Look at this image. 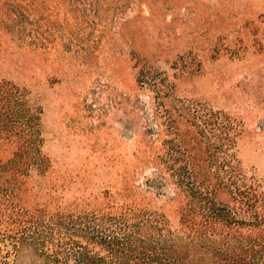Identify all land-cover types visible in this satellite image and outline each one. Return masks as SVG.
I'll return each instance as SVG.
<instances>
[{
	"label": "trees",
	"instance_id": "1",
	"mask_svg": "<svg viewBox=\"0 0 264 264\" xmlns=\"http://www.w3.org/2000/svg\"><path fill=\"white\" fill-rule=\"evenodd\" d=\"M140 1L149 10L144 19L159 27L158 40L147 46L150 60L135 61V84H149L163 109L153 111L154 120L146 109L156 128L144 133L132 164L134 173L147 164L153 170L142 183L93 190L51 180L42 107L30 88L10 77L32 78L36 46L19 43L31 21L18 2L0 0L1 264H264V180L237 154L241 123L223 110L205 112L198 99L175 96L186 61L169 84L150 75L163 55L183 60L197 38L206 51L219 53L225 44L214 39L222 38L229 12L222 4ZM183 24L190 42L181 47L176 29ZM153 191L163 194L167 211L152 204Z\"/></svg>",
	"mask_w": 264,
	"mask_h": 264
},
{
	"label": "rangeland",
	"instance_id": "2",
	"mask_svg": "<svg viewBox=\"0 0 264 264\" xmlns=\"http://www.w3.org/2000/svg\"><path fill=\"white\" fill-rule=\"evenodd\" d=\"M11 1L31 21V30L19 43H33L36 51L32 78L10 77L30 88L42 107L43 150L52 160L51 180L84 183L93 190L109 183H142L153 165L134 173L132 155L144 133L156 128L153 111L163 109L153 102L149 84H135L140 75L136 59L150 60L147 46L158 40V22L144 19L147 5L140 0ZM187 2V7L197 3L226 8L222 38L214 39L225 46L215 53L204 49L202 39L187 42L183 60L167 61L163 55L155 62L152 80L169 84L186 61L189 68L178 80L181 90L175 96L198 99L205 112L223 110L239 121L237 154L264 180V0ZM185 27L176 29L182 33L181 47L190 40L183 35ZM149 199L161 209L166 202L161 192L149 193ZM169 217L176 220L173 213Z\"/></svg>",
	"mask_w": 264,
	"mask_h": 264
}]
</instances>
